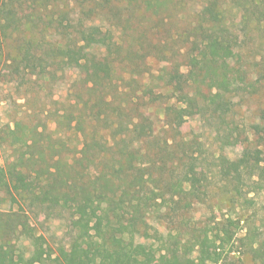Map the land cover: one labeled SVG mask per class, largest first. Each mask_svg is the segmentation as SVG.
<instances>
[{"label":"trees","instance_id":"16d2710c","mask_svg":"<svg viewBox=\"0 0 264 264\" xmlns=\"http://www.w3.org/2000/svg\"><path fill=\"white\" fill-rule=\"evenodd\" d=\"M184 1L0 0V64L10 74L23 79L36 76L51 80L57 70L63 74L75 71L84 76L85 88L96 103L89 107L90 114H85L84 143L77 160L98 163L102 168L89 182L75 173L71 175L72 171L61 173L60 160L52 167L54 170L42 169L37 173L41 179V193L35 195L37 201L73 209L72 223L77 234L53 258L54 253L46 247L43 237L33 233L23 216L0 212L2 238L11 234L26 236L32 247L28 255L17 253L3 240L0 264H50L49 261L56 264H218L224 252H235L228 225L217 232L210 227L195 228L186 242L182 241L181 233L166 236L154 229L155 242L161 245L157 248L155 244L140 241L151 230L147 219L158 200L166 203L165 193L159 194L160 190L153 191V196L145 195L148 185L159 179H154L149 168L138 163L146 156L139 145L152 137L155 129L142 100L148 97L153 105L167 98L155 93L158 82L169 88L173 99L164 103L167 125L194 117L216 120L222 126L215 131L222 148L246 147L242 157L236 160L219 157L220 174L232 188L233 198L244 199L254 207L255 199L248 197L249 189L264 191V161L252 162L248 153V146L254 141L252 137L263 141L262 128L260 124L239 125L233 101L236 92L255 86L252 76L240 63L238 37L233 29L239 26L247 29L251 22L257 29H263L264 0H204L209 14L216 16L193 27V33L182 39L186 41L181 46L172 37L170 42L175 46L169 51L160 49L165 42L158 41L155 45L150 42L147 31L133 28L132 18L126 17L132 12L138 13L142 20L146 15H156L165 23L171 10ZM227 11L229 16L225 14ZM12 41L18 43L15 55L6 51ZM149 42V55H162L164 59L157 84L142 85L143 78L128 82L124 76H118V68H131L133 73L140 74L138 61L143 64L149 55L145 56L137 45L142 47ZM132 82L142 85V95L127 91ZM101 124L108 126L104 128ZM11 133L17 138L14 130ZM23 156L16 164L0 165V201L2 192H18L30 179L32 173L25 166L39 164L34 156ZM75 163L73 160L65 165L72 167ZM174 169L180 173L177 183L169 190L174 193L171 200L181 204L187 194L184 185L188 184L192 193L203 188L206 178H201L196 161L186 160L185 156ZM45 174L48 177L44 180ZM86 246L94 253L91 259L84 254ZM226 246L231 247L225 251ZM247 246V253L254 260L264 261L262 239L250 241ZM117 252L123 254L122 261L116 260ZM195 252L197 256L193 257Z\"/></svg>","mask_w":264,"mask_h":264},{"label":"rangeland","instance_id":"374dc122","mask_svg":"<svg viewBox=\"0 0 264 264\" xmlns=\"http://www.w3.org/2000/svg\"><path fill=\"white\" fill-rule=\"evenodd\" d=\"M229 13L230 11H227L225 14L229 16ZM213 16L216 15L209 14L204 0H185L180 7L171 10L165 23L156 15H146V19L142 20L138 13L126 14V17L132 18L135 24L133 28H139L140 32L147 31V37L154 45L158 41L165 42L166 45L161 44L160 49L167 51L173 49L175 43L180 46L184 44L186 40L182 39L193 33V27L199 26L200 23L205 24V20ZM253 23H249L247 29L242 26L233 29L238 37L237 51L241 55L240 63L252 76L251 82L255 84L254 87L249 86L246 91L240 90L233 95L234 116L242 127L260 124L263 131V141L252 137L253 144L248 146L252 162L264 161V28L257 29ZM172 37L175 39L174 44L170 42ZM150 42L142 47L137 45V49L143 51L145 56L151 52ZM17 46V41H12L6 51L15 55ZM163 61L162 55L151 54L143 64L138 61L140 74L133 73L131 68H118L117 75L124 76L128 82L133 78H143L142 85L157 84V76L164 67ZM3 67V64H0V165L7 167L16 164L23 155H26V158L34 156L39 164L25 166L24 169L32 174L20 191L1 193L0 212L23 216L29 222L33 233L43 237L46 247L54 253V258L59 249L69 245L77 234L72 223L75 212L69 207H53L48 202L37 201L35 195L41 193V179L37 173L42 169L54 170L52 167L60 160L61 173L72 171L71 175L76 174L86 182L93 180L96 171L102 169L99 164L83 163L77 159H80L78 152L84 143L85 114H90L89 107L95 106L96 101L85 88L84 76L78 72L68 71L63 74L57 70L51 80H42L36 76L23 79L10 74ZM142 85L132 82L127 91H135L136 95L140 96L143 93ZM155 93H161L167 98L153 105L148 102V97L142 100L146 113L153 119L155 129L152 137L140 143L139 147L146 156L138 163L149 168L154 179H159L158 182L148 185L144 191L145 195L153 196V191L160 190L159 194L165 193L166 203L158 200L147 219L151 230L148 236L140 241L155 244L157 248L161 245L155 242L154 229L166 236L181 233L182 241L186 242L190 241V234L195 228L210 227L217 232L228 225L232 233V249L235 252L227 253L228 255L224 252L218 264H264L262 259L254 260L252 255L247 253L250 241H264V191L249 189L248 197L255 199L256 206L253 207L252 204H246L244 199H234L232 188L220 174L219 157L223 155L236 160L242 157L246 147L239 145L222 148L215 137V131L222 126L216 120L194 117L171 126L167 125L166 120L164 121V103L173 101L172 95L169 88H164L162 82H158ZM96 111L95 109L94 112ZM15 123L19 126L16 127ZM107 126L101 124V127ZM11 130L16 132L17 138ZM182 156H185L186 160L196 161L201 178L206 180L203 179V188L192 193L190 186L185 184L187 194L181 204H175L171 200L174 193L169 189L177 183L180 172L175 173L174 167H177ZM73 160L76 163L72 167L65 165L66 162L73 163ZM47 177L45 174L43 179ZM229 220L233 223L228 224ZM3 240L8 241L17 253L25 252L28 255L32 250L30 240L26 236L11 234L3 239L0 233V242ZM229 247L231 246H226L225 251ZM85 248L87 249L84 254L89 255L91 259L93 251L87 246ZM122 256V253L117 252L116 260L122 261ZM192 256L196 257L197 252ZM49 263L56 264L52 261Z\"/></svg>","mask_w":264,"mask_h":264}]
</instances>
